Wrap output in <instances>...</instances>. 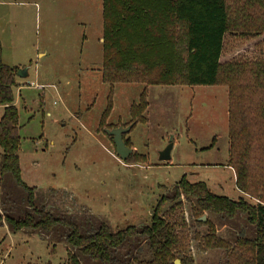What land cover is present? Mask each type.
Instances as JSON below:
<instances>
[{
  "label": "rangeland",
  "instance_id": "obj_1",
  "mask_svg": "<svg viewBox=\"0 0 264 264\" xmlns=\"http://www.w3.org/2000/svg\"><path fill=\"white\" fill-rule=\"evenodd\" d=\"M60 3L64 0H0L2 63L26 72L23 78L15 75L13 104L18 111L20 178L32 190L33 207L74 222L90 235L102 224L112 232L149 225L153 208L162 197L172 196L183 176L190 183H205L215 195L237 199L234 174L227 167V89L148 87L144 123L123 135L137 161H120L103 131L133 125L130 108L145 87L114 85L112 111L106 128L100 127L110 90L101 81V35L97 27H89L84 31L87 42H77L76 16L69 8L63 12ZM259 40L227 38L224 56L251 58L263 52ZM170 141V160L161 162L159 154ZM181 201L192 237L206 231L191 214L193 202ZM31 211L27 191L6 173L0 181V214L23 217ZM204 216L226 240L236 237L231 223L220 228L227 219L209 212ZM238 216L230 220L237 228ZM68 233L60 226L48 233L11 232L0 222V264H66V253H75L66 242ZM195 245L192 240L195 264L226 263L224 250L201 253ZM150 259L147 242L138 237L115 249L106 263L78 255L81 264Z\"/></svg>",
  "mask_w": 264,
  "mask_h": 264
},
{
  "label": "trees",
  "instance_id": "obj_2",
  "mask_svg": "<svg viewBox=\"0 0 264 264\" xmlns=\"http://www.w3.org/2000/svg\"><path fill=\"white\" fill-rule=\"evenodd\" d=\"M235 37L264 42V0H102L101 81L110 90L99 126L106 128L116 84L145 87L138 104L130 108L131 129L144 123L148 87H225L227 167L233 170L235 188L243 197L233 200L215 195L203 182L190 183L183 176L172 196L162 197L153 208L149 225L112 232L102 224L90 235L81 233L74 222L33 207L32 190L20 178L18 111L13 104L19 69L2 63L0 46V181L9 173L27 191L32 210L23 217L0 214V222L11 232L67 228L66 242L75 253H66V264H81L78 255L109 262L115 249L137 237L147 242L151 259L126 264H174L175 260L195 264L192 240L201 253L224 250L225 264H264V49L251 58L235 54L226 58L225 42ZM125 161L137 160L130 155ZM182 198L193 202L194 219L207 212L229 221L239 215L244 225L254 227L253 237L237 233L228 242L216 235L208 221L206 233L192 237Z\"/></svg>",
  "mask_w": 264,
  "mask_h": 264
},
{
  "label": "crops",
  "instance_id": "obj_3",
  "mask_svg": "<svg viewBox=\"0 0 264 264\" xmlns=\"http://www.w3.org/2000/svg\"><path fill=\"white\" fill-rule=\"evenodd\" d=\"M60 5H62V7H61L62 9L61 10L63 12L66 11L69 8L70 9L69 12H71V14L73 16L74 15L76 16V17H74V21L76 23L75 25L79 29V32L81 31V35H79V32H78L77 36H80V37H79V40H77V42H87V39H86L84 31L87 28H89V27H94V28L97 27V32L99 31V33L101 35L99 40H98V42H102V0H64V4L60 3ZM72 22H73V20H72ZM38 57H42L43 58L44 56L42 54V55H40ZM88 69L89 68H86V70H88ZM232 172H233V170H232ZM233 174H234V172H233ZM237 193L239 195L238 197H243V195L240 192L237 191ZM204 215H205V213H204ZM203 217L205 218L204 221H202L201 218L198 220L199 222L202 223V225H199V226H206L207 229H208V225L205 224L206 221H208L211 225L214 226L216 235L219 238H221L223 240H226V237L224 238V236L220 234L221 230H219L218 226L215 225L209 219H207L206 216H203ZM236 219H240V218H236ZM224 221L221 220L222 227H220V228L229 227L230 223H231L233 225L232 226L233 228L231 229L233 235L234 234L236 235L238 233L239 235H246L249 238L253 237V234H254L253 233V231H254L253 229H254V227L246 226L240 220L241 230H238V228L235 227V223H232L229 220H227L228 222L227 221L224 222ZM206 231L203 232V230H201V231H198L196 233L205 234ZM226 241L229 242L231 240H226ZM195 248L198 250L197 245H195ZM198 252H199V250H198Z\"/></svg>",
  "mask_w": 264,
  "mask_h": 264
},
{
  "label": "water",
  "instance_id": "obj_4",
  "mask_svg": "<svg viewBox=\"0 0 264 264\" xmlns=\"http://www.w3.org/2000/svg\"><path fill=\"white\" fill-rule=\"evenodd\" d=\"M17 76L19 78H23L26 75V72L24 69L17 71ZM132 126H129L125 129L117 128L112 130H104V133L112 138L114 147H115V153L118 156L120 161H125L131 154L132 150L128 148L124 141H123V135L127 134ZM173 147L172 142L170 141L168 146L159 154V160L161 162L163 161H169L170 160V152ZM204 217H201V220L204 221ZM174 264H180L178 260L174 261Z\"/></svg>",
  "mask_w": 264,
  "mask_h": 264
}]
</instances>
